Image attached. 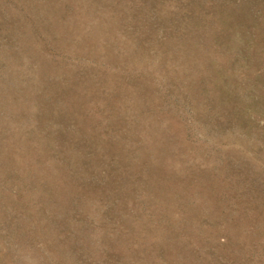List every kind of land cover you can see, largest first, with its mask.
Returning <instances> with one entry per match:
<instances>
[{"label": "rangeland", "instance_id": "rangeland-1", "mask_svg": "<svg viewBox=\"0 0 264 264\" xmlns=\"http://www.w3.org/2000/svg\"><path fill=\"white\" fill-rule=\"evenodd\" d=\"M0 264H264V0H0Z\"/></svg>", "mask_w": 264, "mask_h": 264}]
</instances>
